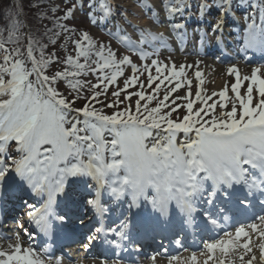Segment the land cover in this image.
I'll use <instances>...</instances> for the list:
<instances>
[{
  "label": "snow or ice",
  "instance_id": "obj_1",
  "mask_svg": "<svg viewBox=\"0 0 264 264\" xmlns=\"http://www.w3.org/2000/svg\"><path fill=\"white\" fill-rule=\"evenodd\" d=\"M137 4L145 10L152 9L149 18L158 19L148 0H137ZM75 7V3L68 7L64 17L73 15ZM90 7L87 15L95 25L112 16L116 6L112 0H92ZM189 7L187 0H175L174 3L173 0H163L167 16L182 13ZM213 7L221 13L208 24V29L215 36L223 30L224 17L231 10L232 0H212L211 4L205 0L199 4L201 12ZM50 10L57 11L56 8ZM21 12L22 9L17 6L7 24L0 27V188L5 184L26 185L36 195H46L38 209L25 202L30 209L27 212L29 222L34 223L39 232L48 235L53 219L67 220L66 215H57L55 206L58 196H67L65 189L69 178H75L72 183H86L88 179L95 182L96 198L89 199L87 204L92 205L101 218L110 211L101 201L104 189L116 200L126 194L131 195L129 211L132 207H141L143 200L161 217L168 216L169 206L174 202L187 225L196 222L195 214L199 211L204 217L202 223L205 227L209 224L219 226V214L224 209L217 204L218 211L214 212L212 207L221 198L237 209H246L253 206L249 197L255 198L257 194L264 197V77L259 75L260 68H254L250 76L243 78L235 65L227 69L228 74L235 75V82L231 84L235 100L230 111L217 115V104L208 103L216 95L227 100V85L212 96H202L198 87L196 99L204 107L195 110L193 105L196 101L189 98L192 95L189 88L185 96L177 97L188 101L183 106L186 114L173 119V113L180 107L175 100L169 111L162 113V109L169 107L165 102L184 86L180 78L186 65L181 64L177 70L174 62L169 67L153 59L151 65L155 66V76L149 65H144L148 73L147 84L151 87L154 81H158L152 88L153 93H157L165 81L171 83L170 77L176 81L173 87L165 90L163 99L155 107L141 103L156 100L155 94L127 91L137 84L143 88L136 75L126 79L123 88L112 91L111 96L115 99L108 100L109 86L123 75L122 66L130 64L133 72L137 71L131 58L124 55L118 59L111 47L94 41L88 31H82L78 38L72 40L73 30L59 23L54 24L53 29L44 30L41 36H47L49 43H41L31 31H22L25 25L18 18ZM97 12L100 13L98 18ZM123 17L139 32V40H132L119 25L116 32L109 34L128 48H139L141 60L150 55L143 45H149L156 51L159 47H168V38L163 32L132 24L127 19V10ZM51 19L58 22L61 17ZM261 20L264 21V6L261 7ZM57 27L60 31L54 30ZM183 27L181 23L172 25L174 31ZM121 32L125 34L120 36ZM177 35L183 40L186 34ZM206 35L207 32L202 33L201 41ZM61 36L66 42L59 47L66 49L67 41H71L75 56L68 54L61 58L56 52L46 51L49 44L55 48ZM215 39L219 43L222 37L215 36ZM245 44L250 48L264 49V23L248 26ZM56 65L63 67L57 69ZM50 66H53L51 72ZM109 69L112 71L109 72ZM89 75L95 77L96 83L81 79ZM195 75L203 84V74L199 69ZM243 81L250 82L242 95ZM186 83L191 85L192 81ZM61 85L67 95L60 91ZM254 88L259 95L255 106ZM125 92L127 94L121 99ZM101 96L105 100L102 101ZM133 96L138 97L134 111L130 105L118 109V105ZM81 100L82 106L76 107ZM236 101L239 102V110ZM100 104L103 108L118 110L107 114L103 108L95 106ZM219 106L226 108L227 104ZM73 113L76 115L73 116ZM209 113H212L210 119H204ZM180 132L194 133L195 138L178 142L177 134ZM106 134L111 138H106ZM238 185L244 191L237 188ZM87 186L92 188L91 184ZM198 202L208 207L198 209ZM260 203L264 205V200ZM223 220L228 221L229 217L224 215ZM130 223L126 216L118 227L107 229V232L119 237V241L113 239L111 244L121 248L120 241L132 242L128 231ZM16 227L20 231L6 237V247L0 245V264H53L52 256L45 259L47 247L38 252L32 246V237L38 233L29 231L19 219L16 220ZM102 231L103 227L95 229V233ZM21 233L27 236V241L22 239ZM253 234L259 237L256 243L253 242ZM95 238V235L88 237L89 241ZM175 243L179 245L182 241L177 239ZM88 246L84 245L85 248ZM254 247L259 250L258 256L253 252ZM204 249L206 252H201V255L206 258L202 262L196 253H192L187 260L192 264H236L237 259L239 264H256L257 260L259 264H264V215L248 225L237 226L234 232H224L218 239L205 242ZM180 260V257H172L168 264ZM55 264H61V261L56 260ZM111 264L120 262L112 260ZM151 264H156L155 256L151 257Z\"/></svg>",
  "mask_w": 264,
  "mask_h": 264
},
{
  "label": "rangeland",
  "instance_id": "obj_2",
  "mask_svg": "<svg viewBox=\"0 0 264 264\" xmlns=\"http://www.w3.org/2000/svg\"><path fill=\"white\" fill-rule=\"evenodd\" d=\"M245 1V0H244ZM243 1V2H244ZM264 2V0H251V5H253V7H251V11L253 10V8H255V5L259 2ZM113 4L116 6L113 9V14L112 16L109 17V20H103L100 21L98 24H92L90 22V18L88 17L87 13L91 10V3L92 0H79L75 5L76 7L73 10V15L75 16H79L82 17V21L86 22V26H87V30L89 32H91V34H93L96 39H98V42H102L103 44H105L108 47H111L112 50L114 52L117 53L118 59L122 58L124 55H127L131 58L132 63L136 65L137 71L134 73L132 70V66L130 64H125L122 66L123 68V75H121V77H119L116 81L115 84L110 85L109 86V90L107 93V99L108 100H113L115 99L114 97L111 96V92L112 91H117L121 88H123L124 86V81L126 79H128L129 77H131L132 75H136L139 77V80L143 83V88H141L139 86V84L137 85H133L131 86L129 89H127L128 92H137V91H144L146 94H155L156 95V101L157 103L159 102V100L163 99V94L165 92L166 89H170L171 87L174 86V84L176 83L175 79H172L170 77L171 83H169L168 81H165V83L163 85H161V88L158 90L157 93H153L152 92V88L155 87V84L158 83V81H154L152 86L150 87L147 84V75L148 73L145 71L144 65H149L150 70L152 72V75H157L156 71H155V66L151 65V61L153 59H157L159 61H161L162 63L168 64L169 67L171 66V63L174 62L177 66V70H179V66L181 64L186 65V67L184 68V75L180 78L182 83H184V86L181 87L180 89H178L175 93H173L170 97L169 100L166 101L165 103L168 104V108L163 109L164 112L169 111L174 105H173V101H176L177 105H180V107L177 109L176 112L173 113L172 118L173 119H178V118H182L184 114H186V108H184L183 106L188 102L187 100L184 99H177V97H183L188 93L189 88L191 89L192 95L189 97L192 100H195L196 103L193 105L194 110L198 107H204V105L201 104V102L199 100L196 99V91L199 89L201 90V95L202 96H212V93L216 92H220L224 87H225V83L226 80L225 78H220L219 80H225V82H223V84L221 82H216V77L215 78H211L210 75H208L206 78H208L207 82H203V84H200L199 81L196 78V71L197 69H199L201 71V73H205L207 72V70H205L206 68L210 67L209 64H205L204 63H196L195 60L192 59H188V61L186 60L187 63L181 62L180 59H177L176 55L172 52L168 53H164V54H159L156 57H146V59L141 60L140 57H138L139 55L135 54V51L133 50V48H128V47H123L122 44H120V42H118L115 38H113V35H110V32H116L117 31V25H119L120 28H123L126 30V33L128 35L131 36L132 40L134 41H138L139 40V32L136 31L132 26H130L124 19L123 17V13L125 10H127V19L129 21L132 22V24L134 25H139L141 28H146L148 29L149 27H152L151 23L152 20L149 18L151 16V13L149 14H144L145 9L141 6H138L137 4V0H112ZM175 2V0H173V3ZM200 0H192V3H194L193 8L194 11H192V15L197 16L195 14H197V10L199 9V4H200ZM206 2L208 4L212 3V0H206ZM234 6L238 7L239 3H242L241 0H233ZM148 3L152 4L154 9L157 8V10L159 8H162L160 11L161 13L164 11L163 9V0H148ZM241 4V5H242ZM262 5H264V3H262ZM260 5V6H262ZM123 6V7H120ZM100 13L97 12L96 16L97 18L99 17ZM107 21V22H106ZM106 22V23H105ZM159 29V28H158ZM162 29H164L163 32L164 34L167 31L166 26H164ZM160 30V29H159ZM154 31V30H153ZM125 33L121 32L119 33V35H124ZM125 46V44H124ZM144 47V46H143ZM194 58H197L196 55H194ZM179 60V61H178ZM225 69L226 71V67H222ZM109 72H111L112 70L109 69ZM251 72V70H249ZM213 72L216 73V71L213 70ZM167 74V73H165ZM226 74V72H225ZM230 76V75H229ZM162 78V77H161ZM202 78V77H201ZM205 78V77H203ZM88 80L91 83H96L95 77L92 75L88 76ZM192 81L191 85H188L186 83V81ZM235 82V78L232 79V83ZM250 81H244L242 82V86H244V90L241 91L242 95L246 93V86ZM220 83V84H219ZM230 83V84H232ZM217 88H221V89H217ZM127 92L122 93L121 95V99H123V96L126 95ZM228 97L230 102L229 103H221L223 100L218 96H212V99L210 101H208L209 104L211 103H216L217 104V108L215 109V113L218 115L220 112H224V111H230L231 110V106H232V101L235 100V94L232 93L231 91V85L228 87ZM136 99H138V97L133 96L131 98V100L129 101H125L122 105V107L124 108L125 106H131L132 110H135V101ZM259 99V98H258ZM258 99L253 100V106H255V103L258 101ZM142 103V101H141ZM220 104H227L226 108H221L219 105ZM237 104V108L239 110V102L236 101ZM73 116H75L76 114L73 113ZM212 113H209V116L204 117V119H210ZM71 119V117H70ZM183 132H180L177 134V139L178 142L184 141V138L186 135ZM191 135H193L194 133H190ZM182 135V136H180ZM182 137V138H181ZM106 138H111L110 136H107L106 134ZM236 264H239V260L236 261Z\"/></svg>",
  "mask_w": 264,
  "mask_h": 264
},
{
  "label": "trees",
  "instance_id": "obj_3",
  "mask_svg": "<svg viewBox=\"0 0 264 264\" xmlns=\"http://www.w3.org/2000/svg\"><path fill=\"white\" fill-rule=\"evenodd\" d=\"M74 0H0V27H4L10 16L15 13L16 7L19 6L22 9L21 14L19 15V19L24 22L25 27L22 29L24 32H29L33 34L36 39H39L41 43H49L47 36L42 38L41 34L44 30L53 29L54 24L59 23L66 25L69 29H72L71 39L74 40L80 36L82 31H88L87 26L82 24L80 21L71 19L69 17H64V12L71 4H73ZM56 8L57 11L52 12L50 9ZM61 17V19L57 22L52 17ZM55 31H60L57 27L54 29ZM89 32V31H88ZM7 35V32L4 33ZM90 36L94 41L98 42V39L94 38L91 32H89ZM65 37L61 36L58 44L55 48L49 44V47L46 51L56 52L61 58L65 57L68 54L73 56L76 55L74 46L71 41H67V48H60L59 45L65 43ZM38 55V51H37ZM83 60V58H81ZM52 67L50 66L49 71H52ZM63 67V65H56L55 68ZM81 79H85V77H81ZM60 91L67 95L66 89L61 85ZM83 101H78L77 105L82 106ZM98 108H103V105H95ZM107 108H103L105 111Z\"/></svg>",
  "mask_w": 264,
  "mask_h": 264
},
{
  "label": "bare ground",
  "instance_id": "obj_4",
  "mask_svg": "<svg viewBox=\"0 0 264 264\" xmlns=\"http://www.w3.org/2000/svg\"><path fill=\"white\" fill-rule=\"evenodd\" d=\"M242 1H244V0H242ZM246 1V0H245ZM252 14L254 13V11H252L251 12ZM162 16L165 18V15L164 14H162ZM170 19L171 20H175V19H177V15L175 14V15H173V16H169V21H170ZM164 29H160L159 31H163ZM177 52V51H176ZM180 54V52L178 51L175 55L178 57V55ZM181 62H183L182 60H181ZM211 66L210 67H208V68H206L205 70H207V72H205V73H203V75H202V80H203V82H207V80H208V78H206L208 75H210V77L211 78H215L216 79V82H221L222 84H223V82H225V80H226V85L229 87L231 84L230 83H232V79H233V77H231V76H229L228 74H227V71H225V69L224 68H219V67H217V69H214V65H212V64H210ZM213 70L214 71H216V73L215 72H213ZM225 72H226V74H225ZM239 72H240V75H242V71H240L239 70ZM246 73H248V71H246ZM203 77H205V78H203ZM220 78H225V80H219ZM209 82V81H208ZM207 82V83H208ZM220 84V83H219ZM243 88V87H242ZM241 88V89H242ZM217 89H221V88H217ZM257 96H259L258 95V92L255 90V88H254V91H253V97H254V99H256V97ZM223 102H225V103H229L230 102V100L229 99H227V100H223L221 103H223ZM259 241V237L258 236H256L255 234H253V242L254 243H256V242H258ZM27 246V245H26ZM5 247H6V245H5ZM253 252L258 256L259 255V250H258V248H253ZM216 255L217 256H219V252L217 251V253H216ZM198 259L202 262L204 259H202V257L201 258H199L198 257ZM238 260V259H237ZM93 264V263H92ZM97 264H100V263H97ZM210 264H211V262H210ZM256 264H259V261L257 260L256 261Z\"/></svg>",
  "mask_w": 264,
  "mask_h": 264
}]
</instances>
